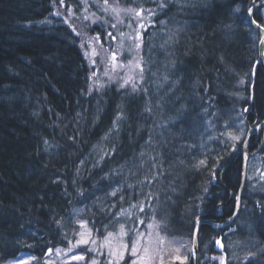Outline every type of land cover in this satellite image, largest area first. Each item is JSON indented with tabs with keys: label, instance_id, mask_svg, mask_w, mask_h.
I'll return each mask as SVG.
<instances>
[{
	"label": "trees",
	"instance_id": "trees-1",
	"mask_svg": "<svg viewBox=\"0 0 264 264\" xmlns=\"http://www.w3.org/2000/svg\"><path fill=\"white\" fill-rule=\"evenodd\" d=\"M84 1L85 11L90 15L95 14L96 7L97 11L103 6L104 0ZM227 1L230 0H117L111 12L113 20H103L97 31L101 42L96 38L84 39L87 26L81 23L74 29L70 21L65 24L69 18L50 24L38 22L48 8L47 0H0V258L3 261L23 256L34 259L32 264L114 262L112 253L120 247H115L112 241L138 239L144 233L142 236L149 234L156 243L153 264L161 261L184 264L180 258L188 254L187 244L199 216L213 211L219 198L228 197L226 187L234 194L240 189L241 156L223 173L236 156L223 130L232 123L244 125L246 117L264 120V75L258 73L251 80L244 60L250 50L244 44L238 45L241 35L230 33L226 40L220 35L232 9ZM237 1H242L240 8L248 11L251 0ZM153 5L157 8L155 21L164 25L162 30L172 36L176 46L166 47L156 61L148 55L155 40L150 37L142 41L143 66L150 70L155 63L154 73L166 87L169 82L164 79L166 75L171 77L170 72L173 76L182 75V70L187 69L189 49V53L197 55V59H192L194 65L191 63L196 83L184 97L166 92L151 95L147 100L140 94L126 101L128 85L122 81L125 89L106 92L107 98L114 100L112 106L115 100L117 106L124 103L120 107L126 113L122 118L124 124L121 129L115 128L112 117L116 111L101 104L103 98L94 101L86 98L90 93L87 62L101 57L107 65L121 69L120 62L109 54L112 46L102 47L100 42L112 45V38L121 35L119 22L126 18L145 20L147 14L140 9L154 8ZM174 21H179L181 30ZM78 39H82V45L77 43ZM84 47L92 51L91 56ZM206 56L216 60V67H201ZM126 64L130 71L132 65ZM89 68L108 84L115 80L114 76L96 73L90 65ZM138 71L134 74L139 87H146L145 92L152 90V83L142 79ZM246 76L249 78L245 79ZM208 81L214 84V90ZM240 84L249 86L243 88ZM27 105L30 108L25 112ZM223 108L232 118L230 121L222 115ZM131 127L137 133L132 134ZM67 150L77 153V157L59 156ZM136 167L143 171H133ZM129 174L137 180L126 183L124 176ZM255 182L249 180L244 207L249 206L262 219L264 191H257ZM122 184L127 185L126 190L117 195ZM137 185L141 186L140 192L134 190ZM139 194L147 201L161 202L162 211L150 213L139 201H132ZM75 219L84 223L89 233L86 239L78 235ZM237 223L255 231L258 237L222 239L229 264H264V220L256 225L243 215ZM218 234L215 227H201L200 240L205 248L209 246L200 254L201 264L208 263L205 258L218 255L216 240H212ZM33 236H37L39 243L28 252L24 248L26 238ZM64 236L67 240L59 244L62 249L55 243ZM85 240L88 242L84 243ZM48 245L60 249L61 254H53V247ZM79 252L83 256L80 259L68 258ZM115 257L120 262L119 256Z\"/></svg>",
	"mask_w": 264,
	"mask_h": 264
},
{
	"label": "bare ground",
	"instance_id": "bare-ground-1",
	"mask_svg": "<svg viewBox=\"0 0 264 264\" xmlns=\"http://www.w3.org/2000/svg\"><path fill=\"white\" fill-rule=\"evenodd\" d=\"M48 1V8L44 14V17H42L38 22L41 23H51V22H57L60 19L64 18H69L68 21L65 22V24H69L70 21V26L73 27L74 29L78 26V24L86 25L87 28V35L84 36V39L90 40V39H99L102 42L101 34L98 33V29L100 28L102 21H112L113 16L111 15V12L113 8L117 4V0H105L101 3L103 6L99 10L96 11L97 7L94 9V13H91L90 15H87L86 13V6H85V1L84 0H47ZM120 2V1H119ZM234 2L238 3L234 4ZM227 5H232V9L230 13H228V22L225 23V25L222 27V30L220 32V35H224V39H229L230 33H238L241 35V38L238 40V45L244 44L247 49L250 50V53H247L244 60H247L245 64V68L248 70V73H250V78L251 80H254L256 78V75H259L258 73H262L264 75V0H251V3L248 5V11H244V9L240 8L242 1L239 2L237 0H230L225 2ZM246 4V3H245ZM251 4V5H250ZM154 8L152 7H147V8H141L140 10H143L147 14V18L145 20L141 21H133V18H126L125 21L119 22L117 25L121 29V35L120 37L117 38H112L113 42L112 45L110 44H103L100 42V45L102 47H106L107 45L112 46L110 47L109 54L113 58V55H115V60L120 62V68L117 69L116 67H111L104 63L101 59V57L94 58L89 61V64L87 62V68H88V86L90 89L89 95L86 96V98L94 101V100H99L103 98L101 101V104H104V106L112 111H116L114 116L112 117V124L116 128L118 127L121 129V126H123L124 121L122 120L123 115L126 114L125 112H122V106L124 105L123 102H119V106H117V102L115 100L114 105L112 106V102H114L113 98H107V90L114 89L117 93L119 92L120 88L125 89L122 85V81H128V89H125L128 91V94H126L125 99L126 101H131V99L134 98L136 95L144 96L143 99L147 100L149 99V96L154 95V94H164V93H171V94H177V96H186V94L191 91V88L194 86L196 83V76L192 75V67L191 63L194 65V62L192 59H197V55L193 52L189 53V49L187 50L190 60V64L187 66V69L182 70V75L178 74L173 76L172 72H170V76H165L164 79L169 80L168 84L166 87L163 85V80L159 79L156 74L154 73V70L157 71L155 68V63L150 66V70L147 69L146 67L143 66V59H142V47H141V42L146 40L147 38H150V40H155L154 45L149 49L148 55L154 59H160L163 53L166 51L167 48H173L176 46L175 40H172V36L169 34L165 33L163 29V24H159V22H156L155 16L156 12L154 9H157L155 5H153ZM181 7V5L179 6ZM231 7V6H230ZM135 9V8H133ZM89 18V19H88ZM176 23H179V21H174ZM82 23V24H81ZM173 24V23H172ZM143 25V27H141ZM66 26V25H65ZM69 27V25H67ZM213 26V25H212ZM179 27V28H178ZM70 28V27H69ZM179 30L182 29V27L177 26ZM187 28V27H186ZM71 29V28H70ZM74 31L71 29V32ZM84 32V31H82ZM119 32V33H120ZM118 34V33H117ZM216 34L215 36H220ZM106 36V34H105ZM116 36V35H115ZM115 39V40H114ZM92 41V40H91ZM77 43L80 45L83 44L82 39H78ZM167 47V48H166ZM180 49V48H179ZM246 49V50H247ZM83 50L89 55H92V51L89 48L84 47ZM136 50V54H133ZM184 50V49H182ZM256 54L255 56L251 57L250 55ZM84 55V54H83ZM134 56L133 60L129 62L130 57ZM85 57V56H84ZM243 57V56H241ZM87 59V58H85ZM135 59H137L140 62L139 66H136L134 64ZM156 61H159V60ZM203 63L202 66L203 68L208 69L209 67L215 66L216 67V60L214 58H211L209 56H206L202 59ZM130 63L132 65L131 70L129 73H125L123 70H127V64ZM125 64L126 68L123 66ZM89 65L91 67V70L96 72V73H104L106 75H111L115 77V80H111L109 84L104 81V77H98L97 75L93 74L90 71ZM219 66H222L219 64ZM234 67V68H238ZM139 70V76L144 79L145 81L148 80L150 81L152 90L145 92L146 87L141 86L138 78L134 74ZM178 66L175 68L174 72H177ZM128 71V70H127ZM159 72V71H158ZM160 73V72H159ZM93 74V75H92ZM131 77V79H129ZM249 77L246 76L245 79H248ZM243 82V81H241ZM240 82V83H241ZM246 82V81H245ZM208 86L214 90L213 86L214 84L210 81L207 82ZM150 84V83H149ZM135 85V88L133 87ZM243 86H249L248 84H240ZM252 89L251 88V93L252 94ZM138 90L140 92H138ZM253 95V94H252ZM84 97V99H86ZM117 97L116 99H118ZM131 98V99H130ZM94 99V100H93ZM90 107V105H89ZM121 107V108H120ZM224 107V106H223ZM30 108V105H27L24 107V111L26 112ZM196 108L193 110L196 112ZM90 111V109H89ZM124 111V110H123ZM179 112H177L178 114ZM181 115H183L184 111L180 112ZM252 115H255L254 112H251ZM197 114L193 113V116H196ZM222 115L226 119V121H230L232 118L229 116V113L225 108L222 109ZM245 124L244 125H239L238 123H232L229 124L224 130L223 133L228 135V144L231 146V148L235 151L236 154H241L242 149L245 145V140H248V146H247V154H248V168H247V177L245 178V185H244V190L242 195H239V191L242 186V170H241V185L239 191L234 194L233 190L229 187H226V191L228 193V197H222L217 200V205L215 209L209 213H203L199 216L196 222V226L192 235V238L190 242H188L187 247H188V254L187 252L184 253L183 258H180L181 261L184 262V264H195V258L191 256L192 250H193V242H194V235L197 227L198 221H209L210 223H204L200 226L199 228V233H198V259H197V264L203 263L201 260V252L204 253L207 248L204 246V241L200 240V230L202 226H211L215 227V229L219 232V234L215 237H213V241H215V245L217 248V242L221 241L223 244L222 239L226 238L228 241L232 240L233 238L235 239H240L244 240V238H255L258 237V234L243 226L239 225L237 223V220L241 216H248L251 220V223H258L264 218L260 219L259 214L255 211H252L247 207H244V193L248 188V183L249 180L256 181L255 183L257 186L264 185V120L260 122L259 117L253 116V118H247L244 119ZM132 131L137 133V131L133 130L134 128H130ZM140 136V134H138ZM137 135V136H138ZM239 137V139H232V136ZM140 138V137H139ZM226 144V145H228ZM77 153H74L72 150H67L65 152H61L59 156L61 157H66L69 159H74L77 157ZM261 158L262 160V169L257 173L258 176L255 177V179H250V163L253 159L255 158ZM238 158H234L231 160V164L229 168L223 171L225 173L230 169L233 164H236ZM242 159V169L244 166V159ZM133 171H143L142 168L136 167L132 168ZM222 173V174H223ZM125 181L126 183H131L137 180V178L134 175H126ZM259 179V181H258ZM120 177L116 179L117 182H119ZM258 181V182H257ZM126 186L122 184L121 186L119 185V191L117 195H120L122 192L126 190ZM135 192H140L141 186L137 185L136 189H134ZM120 193V194H119ZM111 200L114 199V195H112ZM137 201L140 202V205L146 208V211L148 212H160L162 211V204L161 202H155V201H147L142 194L135 196L132 201ZM129 200V199H127ZM231 207V208H230ZM224 212H228L226 215ZM209 216V217H208ZM208 217V218H207ZM216 225H214V223ZM263 223V222H262ZM261 223V224H262ZM106 229V228H105ZM61 236V235H60ZM65 237V236H64ZM141 239V248L143 246H149V257L145 263L143 264H153V258H154V251L156 248V243L155 240L152 238V236L144 235L139 237ZM149 238H150V245H149ZM137 239V238H136ZM126 240V241H112L115 247H120L119 249L122 250V245H129L128 249L129 251H125L123 253V259H120V262L118 263H123L127 262V264H139V259H138V254L136 256H132L130 254V249L132 247L133 242L136 240ZM67 240V237L64 239H61L59 242L55 243V245H59L61 242H64ZM186 240H189L187 238ZM39 243V240L37 239V236H33L31 238H26V247H24L28 252H30L35 246ZM78 245V244H77ZM60 246V245H59ZM47 247H53L52 253L53 254H61V250L58 248H55L52 245H48ZM60 248H62L60 246ZM160 248H162V242H160ZM63 249V248H62ZM218 250V249H217ZM218 255L217 256H209V259H204L208 263L207 264H217L216 261L219 260L221 255L225 256V259L227 261V264H229L226 253L224 250V244H223V250L220 251L218 250ZM80 254V252H79ZM80 259V258H78ZM76 259V260H78ZM104 261L103 264H118L116 261H111L108 260ZM9 260H2L0 258V264H7ZM68 261H65L63 263H66ZM158 264V263H154Z\"/></svg>",
	"mask_w": 264,
	"mask_h": 264
},
{
	"label": "rangeland",
	"instance_id": "rangeland-1",
	"mask_svg": "<svg viewBox=\"0 0 264 264\" xmlns=\"http://www.w3.org/2000/svg\"><path fill=\"white\" fill-rule=\"evenodd\" d=\"M134 51L135 52L133 54H136V50H134ZM133 58H134V56L132 55L130 57L129 62H131L133 60ZM134 64L136 66H139L140 65V62L137 59H135ZM123 71L125 73H129V71H127V70H123ZM261 163H262V160L259 157L258 158H255V159H253L251 161V163H250V179H255V177L258 176L257 173L262 169V166H261L262 164ZM258 187H259V189H256L257 191H264V185H261V186H258ZM79 222H80V220L77 221L75 219L73 223L76 224V225L78 224V226H79L78 235L81 234V237L82 238L85 237V239H86V237H88L89 233L86 230V228L83 226L84 223H79ZM143 234L144 233H142V235ZM79 241H81V240H79ZM217 249L220 250V251L223 250V244H222L221 241H218L217 242ZM95 252L96 251H95V242H94L93 253H95ZM81 255H83V254H81ZM115 256L116 255H114V261H116V257ZM80 257H83V256H80L79 253H71L68 258L70 260H75V259H78ZM143 257H144V253H143L142 248H141L140 250H138V259H139L138 262H139V264H143V263H145L147 261V260L143 259ZM33 260L34 259H32V258H28V257H23L22 256V257H20V258H18L16 260L9 261L7 264H32ZM216 262H217V264H227V261H226L224 255H221V257L219 258V260L216 261Z\"/></svg>",
	"mask_w": 264,
	"mask_h": 264
},
{
	"label": "water",
	"instance_id": "water-1",
	"mask_svg": "<svg viewBox=\"0 0 264 264\" xmlns=\"http://www.w3.org/2000/svg\"><path fill=\"white\" fill-rule=\"evenodd\" d=\"M264 125V124H263ZM248 140H245V145L242 149V152L241 154H237V157L239 155H241V157L244 159V166H243V169H242V186H241V189L240 191L238 192L239 195H242L243 193V190H244V185L246 183L245 181V178L247 177V168H248V154H247V146H248ZM204 223H210L209 221H198L197 223V227H196V231H195V235H194V242H193V250H192V254L191 256L195 258V264H197V257H198V233H199V228L202 224Z\"/></svg>",
	"mask_w": 264,
	"mask_h": 264
},
{
	"label": "snow or ice",
	"instance_id": "snow-or-ice-1",
	"mask_svg": "<svg viewBox=\"0 0 264 264\" xmlns=\"http://www.w3.org/2000/svg\"><path fill=\"white\" fill-rule=\"evenodd\" d=\"M61 2H63V0H61ZM105 2H107V0H105ZM143 10H141V12H142ZM140 13H137V15H139ZM141 27H143V25H141ZM113 59H115V55H113ZM129 79H131V77L129 78ZM128 81H125V83H127ZM123 86V85H122ZM133 87L135 88V85H133ZM232 139H239V137H236V136H232L231 137ZM201 163H203V161H201ZM151 227V226H150ZM141 237H142V234H141ZM84 243H87L88 241H83ZM150 243H151V241H150V238H149V245H150ZM141 249V239L140 238H138V239H136L134 242H133V244H132V247H131V249H130V254L132 255V256H136L137 254H138V250H140ZM125 251H129V249H128V245H122V250L121 249H117L116 250V252H114V253H112L113 255H118L119 256V258L120 259H123V253L125 252ZM142 251H143V253H144V257H143V259H145V260H148V259H150V257H149V255H148V253H149V246H143L142 247ZM134 264H135V262H134ZM161 264H162V261H161Z\"/></svg>",
	"mask_w": 264,
	"mask_h": 264
}]
</instances>
